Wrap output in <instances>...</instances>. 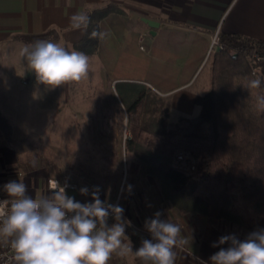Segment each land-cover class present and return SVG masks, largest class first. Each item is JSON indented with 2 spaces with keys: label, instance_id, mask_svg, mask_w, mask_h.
I'll use <instances>...</instances> for the list:
<instances>
[{
  "label": "crops",
  "instance_id": "crops-1",
  "mask_svg": "<svg viewBox=\"0 0 264 264\" xmlns=\"http://www.w3.org/2000/svg\"><path fill=\"white\" fill-rule=\"evenodd\" d=\"M109 4L119 6L123 12H113L100 21L99 31L107 35L99 40L97 52L88 55L89 79L97 80L100 89L107 92L103 103L99 94V104L93 112L95 129L99 131L111 125V115L126 113L116 88L120 85L127 93L125 85L133 82L167 97L174 119L197 115V101L211 82L213 36L219 32L239 33L264 40V0H0V56L7 46L27 39L51 41L77 50L75 44L85 33L71 28L70 16L79 12L90 17L94 9ZM144 17L160 22L155 34ZM0 109L4 113L1 105ZM146 183V188L155 187L159 192L153 178ZM158 203L161 205V200ZM157 207L160 219L177 224L181 229L179 238L186 240L174 249L175 264H211L214 253L230 246L226 243L213 247L220 237L234 235L243 241L250 233L264 229L256 227L237 237L224 224L215 226L204 215L193 217L177 209ZM152 218L155 213L151 210L149 217L141 221L144 232L129 234L133 251L139 238L141 242L152 239L145 228V221ZM109 264L141 261L132 254L124 260L113 255Z\"/></svg>",
  "mask_w": 264,
  "mask_h": 264
},
{
  "label": "trees",
  "instance_id": "trees-1",
  "mask_svg": "<svg viewBox=\"0 0 264 264\" xmlns=\"http://www.w3.org/2000/svg\"><path fill=\"white\" fill-rule=\"evenodd\" d=\"M113 12L123 10L109 4L90 13L77 50L97 52L99 39L89 35ZM218 35L210 86L197 101V115L174 119L170 100L142 83H127V93L120 85L116 90L129 119L124 147L137 164L136 178L157 182L164 210L204 215L215 226L235 224L233 234H240L264 226V111L257 108V97L264 96V64L255 56H264V40ZM254 79L261 80L260 87L245 89ZM14 132L0 109V140H11Z\"/></svg>",
  "mask_w": 264,
  "mask_h": 264
},
{
  "label": "rangeland",
  "instance_id": "rangeland-1",
  "mask_svg": "<svg viewBox=\"0 0 264 264\" xmlns=\"http://www.w3.org/2000/svg\"><path fill=\"white\" fill-rule=\"evenodd\" d=\"M34 43L16 41L0 56V105L15 127L11 140H0V193L7 195L3 186L9 181H21L29 196L51 195L48 179L64 176L78 183L75 196L92 200L98 189L101 200L120 201L123 219L130 221L125 235L132 247L129 234L144 232L141 221L161 208V197L155 187H145L147 179L136 178L137 164L126 154L128 115H111V125L96 130L93 112L99 94L103 103L107 92L89 77L56 88L38 83L20 56L23 46ZM81 188H87L88 194L82 195ZM226 228L237 230L235 224ZM140 242L139 238L137 247L134 243L135 251Z\"/></svg>",
  "mask_w": 264,
  "mask_h": 264
},
{
  "label": "clouds",
  "instance_id": "clouds-1",
  "mask_svg": "<svg viewBox=\"0 0 264 264\" xmlns=\"http://www.w3.org/2000/svg\"><path fill=\"white\" fill-rule=\"evenodd\" d=\"M70 26L87 33L90 17L74 13ZM107 33L93 30L89 38L103 40ZM20 56L36 75L38 83L56 88L86 79L90 71L89 56L69 50L59 43L36 41L20 49ZM260 79L248 82L245 89L259 88ZM257 108L264 111V96L257 97ZM51 195L29 196L24 182L9 181L3 186L8 199L0 200V243L13 252V264H109L113 255H134L141 264H175L174 249L186 243L180 239V227L161 220V213L145 221L152 239H143L134 253L125 229L124 209L92 193V202L81 203L69 196L65 187L52 178ZM82 195L88 194L81 188ZM114 223L109 225V217ZM221 247L210 257L211 264H264V229L254 231L241 241L234 235L219 238L213 247Z\"/></svg>",
  "mask_w": 264,
  "mask_h": 264
},
{
  "label": "built area",
  "instance_id": "built-area-1",
  "mask_svg": "<svg viewBox=\"0 0 264 264\" xmlns=\"http://www.w3.org/2000/svg\"><path fill=\"white\" fill-rule=\"evenodd\" d=\"M218 44H219V35L215 34L212 38L211 49L217 47ZM255 56L257 57L258 60L262 61L264 64V56L256 55V54H255ZM184 158H185V155L182 152L177 154L178 160H182ZM193 162H194V160H193ZM52 178H55V180H57L61 186H64L66 193L69 196L74 197L76 201L81 202V203L92 202V200L83 199L81 197L75 196L74 193L79 190V185L76 181H74L68 177H65V176L64 177H50L47 181V185H48L49 190H50L49 180ZM4 199H8V196L3 194V193H0V200H4ZM101 201H103V200H101ZM104 202H106L108 204H112V205L121 206L119 200L104 201ZM113 220L114 219L110 216L109 220H108V224L111 225V222ZM12 256H13V252H12L11 248L9 246L3 244V243H0V264H13L12 259H11Z\"/></svg>",
  "mask_w": 264,
  "mask_h": 264
},
{
  "label": "water",
  "instance_id": "water-1",
  "mask_svg": "<svg viewBox=\"0 0 264 264\" xmlns=\"http://www.w3.org/2000/svg\"><path fill=\"white\" fill-rule=\"evenodd\" d=\"M143 20L146 21L152 27L151 33L155 34L156 33L155 29L157 27H159L160 22L156 21V20H153V19H150V18H146V17H144ZM216 48H218V46Z\"/></svg>",
  "mask_w": 264,
  "mask_h": 264
}]
</instances>
